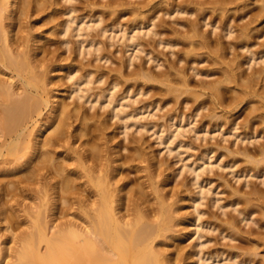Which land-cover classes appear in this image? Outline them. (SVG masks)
<instances>
[{"label": "bare ground", "instance_id": "bare-ground-1", "mask_svg": "<svg viewBox=\"0 0 264 264\" xmlns=\"http://www.w3.org/2000/svg\"><path fill=\"white\" fill-rule=\"evenodd\" d=\"M79 1L80 3L87 4V10L85 8L86 12L83 11V14L81 12V15L76 14L81 8L78 0H0V172L2 176L5 175L3 177L7 178L6 180L4 178L0 179V223H5L6 225L2 226L1 229L4 228V230H8L9 234H11L10 236L6 235L7 238L5 239H3V234H0V264H176L177 262L179 263L177 260H181V258L188 257L194 259L195 256H197L195 257L196 260L194 259V262L190 264H202L201 262L213 258V256H206V252L204 251L206 240H202V238L204 237L203 231L206 228L201 219L203 211L200 209V205L206 195L211 192L209 188L203 185L205 181L203 174L208 170L212 171V168L215 166V161H212L213 157L210 156L214 152V149L207 148L205 150L206 153L201 158H198V161L200 159L203 160L200 163L197 160H194L196 163L194 161L190 164L185 163V166L192 173V184L198 189L196 190L197 192L195 191V195L178 196L172 201L168 194L162 192V188L165 187L161 188L159 184L153 188L156 193L154 194L157 195L155 196L156 200L153 201L154 199L151 200L152 198L150 199L146 195L144 187L138 188L141 190L134 189L136 187L128 188L130 183L122 176L121 159L123 155L120 154L122 147L115 148V153L117 154L115 159L103 155L102 146L100 147L102 141L99 143L98 139H101L106 133L107 121L99 117L97 112L92 113L90 111L95 107L96 103L106 99L107 105L111 107V117H118L123 122L121 133H124L125 137H127L128 128L132 125L140 124L143 128V123L140 122L142 117L139 116L142 111H129V102L124 101L126 99L130 100L136 94H146L150 91V89L142 91L143 87H139V84H141V80L139 79H142L146 83L159 82L158 84H165L167 86V92L165 89L166 94L176 93L179 97L185 93L191 94V92H195L198 98L202 96L204 93L198 94L197 90L191 89L190 85L192 84H190V79H187L184 74L183 76H177L174 73L179 78L175 77V79L174 76L170 77V75H173L170 72L171 70L160 73L146 71L144 69V62L134 64V59L139 57L140 53L146 52V56H149L150 61H160L154 54V56L151 55L150 49L147 50L146 48L151 45V42L152 45L174 47L183 39V35H179V37L174 35L176 39H182L173 40L174 36L172 34L173 37L171 38L170 35L171 39H169L168 34L170 33L167 32L170 31L169 28L166 32H164L163 28V32L161 29H158L163 25L165 27L166 24V19L162 17L163 20H161V16L159 17L161 12H163L161 13V15L163 14L162 16L188 15V19L185 17L186 20L184 22L177 20V26L178 24L184 26V28L186 26L188 28H186V32L189 31L188 34L191 32L188 35L189 37L187 33H184V36L188 37L189 41L191 39V42L187 41L184 43L194 44L199 40L200 47L207 49V46H209L208 48L211 46L212 36L208 37V35L202 33L203 30L200 28L202 21L206 25H212L214 30L219 29L221 26L220 30L225 31V34H222V31L220 33L223 36L225 35V37L227 35L234 36L232 33L235 26L233 27V22L231 23L234 13H232V17H229L227 16V12H230L229 9L233 3L244 5L241 8H246L245 5L249 6L251 1L190 0L191 2H188L189 0H184L175 2L176 0H158L160 2L159 5L166 4L164 5L165 8L161 9L162 11L155 9L157 8L155 7L156 0L143 1V3L141 2L142 4L139 1L138 8H134V13L138 16V22L133 24L132 29L124 27L121 20L123 14L120 13L123 11H120L119 8H115L114 6V9H110L111 13H109L111 17L108 15V18L102 9H98L99 11L96 10L94 13L92 12L97 8L95 5L99 4V0ZM107 1H105V6L110 3H107ZM62 2L63 4L65 2V5L60 13L63 14L62 16H66V18L57 24L55 22L60 14H55L51 7L58 3L62 5ZM99 2L102 1L100 0ZM262 2L261 9L258 8L259 11L257 10L259 13L255 12L261 17L264 16V0ZM103 4L101 3V5ZM229 5L231 6L229 7ZM102 7L104 9L107 6ZM118 7L121 8L119 5ZM50 9L52 10L51 12L49 11ZM88 10L89 13L87 15ZM209 10L212 11L209 12V14L212 13V17L208 16L207 11ZM233 10L235 11L236 9ZM218 11H222L219 13L221 16L219 21L220 26L217 24V19H212L215 12L218 14ZM147 12H151L152 14L149 15ZM33 15L41 16L39 19L36 18L34 22H42L43 25L55 23L56 26H60L59 34L67 35L71 32L73 36L77 37L75 46H71L70 39L61 40V43L66 47L64 52H75L77 55L72 56L69 54L61 56L57 52V49H50V43L43 41V39L47 38L46 35H36L31 31L25 34L24 32L27 31L24 25L25 20H30L31 18L32 21ZM190 15L193 17L196 15V19H189ZM257 15H254L255 17L252 15L254 18L250 16L249 19L251 20L245 24L244 22L240 24L243 27L242 31L240 30L239 32L241 35H239L243 41L246 37L250 39L249 36H251V32L253 33L252 30L256 29V25V27L252 26L259 21L257 20L259 19ZM140 17L146 20L139 21ZM174 20L176 21L175 18ZM173 26L172 31L175 30V25ZM178 31H175L177 32V34L175 33L176 35L181 33V31L180 33ZM109 32H111V35H108ZM117 32H121L122 35L117 34ZM163 33H167L168 37L166 38V35L163 38L161 35ZM160 35L161 38L156 40V37H160ZM239 35L237 32L235 36ZM102 36H107L111 40H116L119 37L120 40H126L128 50L131 48H133V51L137 49L136 54H131L126 62H124L126 68L134 64L133 70L129 74L121 72L120 76L114 78L104 71L101 64H98V62L110 61V53H108L109 44L101 40ZM148 36L156 38L154 39V44V40H148ZM218 36L219 33L217 34ZM208 38H211L210 42ZM185 39L187 40V38ZM33 41L34 43H31ZM48 41L50 42V40ZM215 41L218 42L217 40ZM214 43H212L211 47H213ZM197 44L199 47L198 42ZM156 45L154 46L156 47ZM196 45L194 44V46ZM216 46L213 48L218 51L221 44ZM221 48V50L225 49L224 47ZM242 48L247 49L250 53L247 64L252 66L250 65L253 62L252 60L257 58L254 56L255 52L250 48V45L245 43L242 45ZM212 49L210 50L212 51ZM191 51H193L192 53L199 54V52L190 49ZM222 52L224 53V51ZM258 53L260 54V60H264V50ZM87 54H93V58H88V61H84V58L87 60ZM221 54L218 56H221ZM78 55H83V60H78ZM181 58H179V61H182ZM77 60L79 64L76 63ZM219 60L218 62L222 63L223 60ZM260 60L256 61L260 62ZM236 62L231 63L235 64ZM234 66L236 67V64ZM235 67L232 66L226 71L224 70L226 72L224 73L225 79L221 78L230 83L236 82L242 88L244 87L242 89L238 86L241 90L238 89L237 93H233L234 96L235 94L236 96L241 95V97L238 96L237 98L235 96L238 101L233 99V103L235 104L233 106L235 107L231 109V106L229 107V104H226L232 97L229 100L227 99L228 101L225 99L224 95L226 93L224 94L223 92V86L220 85L223 91L219 86L221 80L216 81L217 83L213 81L211 85H214V88L209 84H207L208 88L205 85L208 90H210V87L214 89H211L213 91L210 93V96L215 94L222 106L226 104L230 110L226 111V114L221 115L218 112L212 113L213 120L214 118L216 119V121L214 120L215 122L210 121L209 124L205 122L203 123V128L199 130L193 129L195 134L200 137L201 130L211 133L213 130L211 127L221 129L224 125L223 122L227 124L230 122L229 132L236 136L235 142L232 145L237 143L235 145L237 147L228 146L226 147L227 152L220 153L219 157L216 156L218 157L216 162L219 160L218 168H228L230 170L228 172L237 174L238 171L235 169L239 162L237 157L242 156L243 164L239 169L240 174L237 175L244 176L245 178L256 177L260 180L259 184H264V136L262 135V130H260L259 122L256 121L258 123L256 124L253 121L254 118L260 117L257 113L261 111V114H263L264 106L257 105L259 108H256L255 105V108L253 107L249 111V114H247L249 118H246L247 120L242 123H238L236 119L230 120L231 116L229 115V112L239 108L240 103H243L244 100L249 99L250 102L258 95V99L261 97L264 100V92H258L259 89L256 91L252 90L253 85L256 84L254 83L256 75L264 73V68H262L263 70L254 68V74L251 73L253 76H248L246 80L243 79L245 82L243 83L240 81L243 75L241 76V73L238 74L239 71H242L240 70L242 68ZM170 68L175 67L172 66ZM63 69L65 73L60 74V71ZM236 69H239L238 73ZM136 74L138 75L136 80L140 81L138 82L139 86L136 84L137 80L135 82L136 88L132 90L134 85H128L130 84L128 83L125 85V88L122 87L121 94L116 95L117 88L123 83L121 81L122 77H124L123 79L126 77L125 82H128V75ZM224 81H222V84H226ZM214 82L218 85L216 86ZM228 82L227 84H229ZM95 83L105 84L104 87H101V92L93 91L94 87L91 84ZM53 85L56 86V89L55 87L53 88ZM203 85L200 86L204 87ZM233 88L235 89L236 87ZM238 92L241 94H238ZM195 93H193L194 97H196ZM216 96L214 98L215 101H217ZM225 96L227 98V95ZM196 100L199 99L196 98ZM260 100L259 102L262 101ZM164 101L166 102V100ZM153 104L155 107H160L161 105L159 101H154ZM202 104L201 102V106L196 107L197 112L194 116L199 114ZM226 105L224 107L228 108ZM261 108L262 110L256 113ZM176 117L178 116H174V114L169 116V125L174 126L179 122L177 121L179 118L177 119ZM180 117V123L177 124L176 129L169 133V138L172 140L181 134H185L186 123L182 124V121L185 122L184 118H187V116L183 117L182 115ZM252 117L254 118L252 119ZM263 122H260V125ZM263 124L261 126L264 131ZM239 127L243 131L237 133ZM79 141V146H75ZM117 146L119 144H116L115 147ZM60 147L66 148L67 152H69L68 157L70 156V158L64 155V162H60L58 158L60 152L57 149ZM67 152L63 151L64 154H68ZM225 154L228 157L232 156L233 159L228 161L223 160ZM67 160L73 162L69 164ZM13 171H18L14 172V176L18 173H21V175L18 174L15 179L11 178L9 174ZM11 176L13 177V175ZM248 182L246 183L247 186L250 184ZM17 190H20V192H24L25 190L30 191L34 195V199L39 200L33 204L31 203L32 205L28 204L26 206L27 227L19 233L15 232V228L17 219H20L21 215H19L17 210L9 207L8 198H6V196H14ZM233 195L237 199L230 200L226 204L221 203V207L226 209L225 207L229 205L237 214L233 212L236 215L230 216V219L228 216L227 221H224L225 223L220 225L222 226L219 228L220 234L223 238L231 240L237 239L236 236L240 235L242 237V239L240 238V243H244L243 238L247 237L246 239L248 240L245 243L249 245L245 244L246 250V247H248L247 252L246 250L244 252V249L243 251L240 250L242 247L244 248V244L233 245L232 248L234 247L236 250L240 248V252H235L233 248L232 250L234 251L226 257L228 260H234L235 264H252L255 263L256 260L254 258L260 255L264 247V230H262L264 229V224L260 223L264 220L262 218L264 217V188L257 184L252 186L251 190L243 191V193L242 188H238L233 191ZM184 202L187 204L182 205ZM75 205L78 206V211L75 215L77 220L75 218L62 219L70 214V209H74ZM185 208L189 210H184L183 212L182 209ZM256 211H260L262 220L257 219L258 217L256 219L253 217ZM185 221H188V224ZM241 222L258 225V229H252L251 233L247 231L244 234L238 228ZM181 224H184L185 228L195 226L192 235L198 234L196 242L192 246V251L187 256L183 252L177 251V249L170 252L168 248L165 249L162 245L164 240L171 241V239H177L180 234H174L175 230L177 231L175 227ZM217 228L218 225L214 229ZM1 229L0 231H2ZM207 229L212 228L208 227ZM247 234L248 236H246ZM242 255L247 256L243 257ZM254 255L255 257L253 258L252 256ZM227 258L225 259L226 261H228ZM225 263L227 264V262Z\"/></svg>", "mask_w": 264, "mask_h": 264}, {"label": "rangeland", "instance_id": "rangeland-1", "mask_svg": "<svg viewBox=\"0 0 264 264\" xmlns=\"http://www.w3.org/2000/svg\"><path fill=\"white\" fill-rule=\"evenodd\" d=\"M99 1H98L99 4L95 5V6H97V8L94 11H92L93 13L98 9H100V10L102 9L104 14L107 17H108V15H110V17H111L110 11L112 9H114V6H115V8H119L120 11H123L120 13L123 14V16L121 17V20H122V23L124 24V27L132 29L133 24L138 22V16L134 13V8H138L137 6H138L139 1H140V3L141 2L143 3V1L146 2L147 0H115V2H114V0H110V1L109 0L108 1L107 0H101L102 2H99ZM105 1H107V3L110 2L109 4H106L107 7L105 6V3H106ZM111 1H113V3H111ZM117 1H118V3H117ZM177 1L179 2V1H184V0H176L175 2H177ZM185 1H188V0H185ZM191 1L189 0L188 2H191ZM193 1H196V0H193ZM198 1H201V0H198ZM206 1H209V0H206ZM250 1H251V3H249V6L245 5L246 8H241V7H244V5H238L237 3L236 4L233 3V5L231 4L232 6L229 5V7L230 6L231 7L229 9L230 12L229 11L227 12V16L232 17L233 16L232 13H234V16L231 18V19H233V21H231V23L233 22L232 23L233 27L235 26L233 29L235 33L234 32L232 33V34H234V36L231 35L232 37L229 35H227L225 37V35L223 36L220 33V31H222V29L220 30L221 24L219 23V21L221 19L220 18L221 16L219 15V13H221L222 11L221 12L218 11V14H217V12H215V14L213 15V18H212V19H217V21H218L217 24L220 26L219 29L214 30L212 25H206L202 21L201 26H200V28L203 30L202 31L200 29L202 31V33L204 35L205 34L208 35V37L212 36V39L214 38L213 39L214 41L211 38H208V41L210 42V39H211L212 43L215 42L213 47L214 46L217 47L216 45L219 46L221 44V47L225 48L224 50H221L222 48L219 46L220 49L218 48V51H216V49L211 47L212 46L211 42H210V45H211L210 48H208L209 46L206 47L207 49H205L203 47L201 48L200 42L198 40L199 38H195L198 41H196V43H194L196 45L198 42L199 47L197 46L198 44L196 46H194V44H191V43L185 44L184 42L189 41L188 35H190L191 32H190V34H188L189 31L186 32V28H187L186 26H185V28H184V26H181L179 24L177 26V20L184 22L186 19H188L187 18L188 15H186V14H184L186 16H182V15H178V16L167 15L166 16V15H164L165 16L164 17V16H162L163 14L161 15V13H163V12H161L159 14V17L161 16V18L162 17L165 18L166 24L164 23L165 27H163L164 26L163 25L162 27H160L158 29L162 30V28H163L164 32H166V30H168V28L170 30V31H167L170 33V34H168L169 37H168L167 33L161 34L163 36V38H165L166 35H167L166 38L168 37L169 39H171L174 35L176 37H179V35H181V36L183 35L182 36L183 39L179 38V39H182L180 41V43L178 45H175L174 47H170V46L154 44V42H155L154 39H156V38H157L156 40L160 39L161 35H160V37L158 36L159 38L158 37L154 38L152 36H148L147 37L148 40L149 39L154 40V41L153 40H151V41H153V44L156 45V47L154 45H152V42H151V45L147 46L146 48H147V50L150 49V51L152 52L151 55L154 54L157 57V59H160V61H158V60L157 61H153V60L150 61L149 56H146V52L140 53L139 57H136V59H134V64L144 62V69L146 71H154L156 73H160L162 71L168 72L171 70L170 72L173 75H170V77L174 76V78L175 77L177 78V76H179V75L183 76V74H184V76L187 79H190V84H192V85H190L192 88L191 87L190 88L192 90L195 89V91L197 90L198 94L204 93V94H202V96H199V98H198V96H196L197 94L195 92H191V94L185 93V94H182V96L180 95L181 97L179 96L180 99H178L179 97L176 95V93L166 94L167 86H165V84L164 85L158 84L159 82L146 83L142 79H139V80H141V82L138 79H137L138 80L137 81L136 80V78H138L137 74L136 75H128V78H129L128 82H125L126 77H125V79H123L124 77H122L121 81L123 83H121L119 85V87L117 88L118 94L116 93V95L121 94L122 89L125 88V85H127L128 83H130L128 85H132V86L133 85L135 86L136 84H137V86L140 85L139 87H143L142 91L144 89H147V90L150 89V91L146 94H143V93L142 94H136L130 100H127V99L124 100L126 102L127 101L129 102L128 103L129 104V106H128L129 111H133V110H134V112L135 111H142L139 114V116L142 117L140 122L143 123V128L140 124L139 125L138 124L132 125L130 128H128V134H127L128 136L127 137H125L124 133H121V131L123 130L121 128V125L123 124V122L118 117H114V118L111 117V115H110L111 107L107 105L108 102L106 101V99H103V101L101 100L98 103H96L95 107L92 108L90 111L92 113L97 112L99 117H101L102 119L104 118L107 121V129L105 131L106 133L102 136L101 139H98L99 143L102 141V143L100 144V147L102 146L101 148L103 150V155L105 157L115 159L117 157V154L115 153V148L118 149V147H120V148L122 147V149L120 150V154L123 155L122 159H121L122 160L121 161L122 162V172H123L122 176L125 177L124 179L130 183L128 188L136 187L134 189H138L139 187L140 188L144 187V191H145L146 195L148 196V198H150V199L152 198L151 200L154 199L153 201L156 200L155 196H157V195H155L156 193H155L153 188H154V186L159 185V184H160L161 188L165 187V188H162L163 189L162 192L164 194H168V196H170L172 201H174V199H176V197H178V196L195 195V193L197 192L196 190H198V189L192 184V181H193L192 180V173L190 172L189 168L187 166H185V163L190 164L191 162L193 163L194 160L195 161L197 160V162L200 163L203 160L200 159L201 161L200 160L198 161V158H201L203 156V154L206 153L205 150H207V148H213L214 149V152H212L210 154V156L213 157L211 160L215 161L214 162L215 166L212 168V171L208 170L207 172H205L203 174V177L205 178L203 185H205L206 188H209V190L211 192H209L206 195V197L204 198L203 202L200 205V209L203 211V215H202L201 219L203 221L204 227L206 228L203 231L204 237L202 238V240H206L204 251L206 252V256H208V257L213 256V258L208 260V261H203L204 263L201 262L202 264H226L225 262H227V264H235L234 260L233 261L228 260V258L226 256L234 250H235V252H240V250L243 251V249H244V252H245V250H246L245 244L246 245L248 244V243H245L246 240H248V239H246L247 237L243 238V240L245 241L244 243H240L241 239H242V237L240 235L236 236L237 239L231 240L229 238L228 239L223 238V236L220 234L219 228L222 227L220 225L222 223H225L224 221H227L228 216L230 219L231 218L230 216L237 214L235 212V210L233 211V208L229 205L225 207L226 209H223L221 207V203L226 204L230 200L237 199V197L233 195V191H235L238 188H240V189L242 188V193H243V191L245 192V191L251 190L252 186H255L257 184L264 188V184H259V182H260L259 178H256V177L245 178L244 176H243L244 177L243 178L241 176H238L240 174V172H239L240 166L243 164V157L242 156L237 157L239 159V162L237 163L238 166H236L235 169H236V171H238V173H237L238 175L236 173L233 174L231 172H228V171H230L228 168H226V169L218 168L217 165L219 163V160L217 162H216V160L220 156V153L227 152L226 147H228V146L234 148V146L237 145V143L236 144L234 143V145H232L233 142H235L234 139H236V136L232 135L231 132H229L230 122L228 124L223 122L224 125H223V127H221V129H217L218 127H211L213 129L211 131V133H206L205 131L201 130L200 135H199L200 137H198L195 134V131L193 129V128H195V129L199 130V129L203 128V123H205V122L207 124H209L210 121L215 122L216 119L214 118V120H215L214 121L213 116H212L214 114V112H218L219 115L226 114V111L230 110V108L232 109V107H235V106H233V105H235L233 103V99L236 100V98L238 96L241 97V95L236 96V94H235V96H236V98H235L233 93L236 92L238 89L241 90L240 87L242 88V86H240L239 84H236L235 81H233L235 83H230L228 81L222 80V79H225L224 73H226V72H224V70L226 71L227 69H229V67L231 68L232 66L235 67L234 65L236 64L235 68H239V69L242 68V69H240L242 71H239V69L238 70L236 69V70H237V73L239 71L238 74L241 73V76L243 75L242 78L240 79V81L245 83L243 79L246 80L248 76H253V75H251V73L254 74V72H255L254 68H258V70H263L262 68H264V60H262V59L260 60V57H259L260 54L258 53L259 51L264 50V16L261 17L260 15L258 16L257 13H255V12L259 11L258 8L262 7L261 4L263 2H262V0H250ZM78 2H79L78 4L81 7L80 8L81 10L79 9V11L76 14L81 15V12H82V14H83V11L86 12V10H87L86 5L87 4L80 3L79 0H78ZM103 2H104V4H103ZM156 2L159 5L160 2H158V0H156ZM238 2H241V0H239ZM248 2H249V0H248ZM101 3L103 5H101ZM157 3H156L155 7H157V8L160 7V8H158V9L155 8V9L156 10L160 9V11H162L161 9L165 8L164 5H166V4H163V5L160 4L158 6ZM60 4L58 3L57 5L51 7V8H53L55 14L56 13L58 15L60 14L57 17L58 19H56V22H55L57 24H58V22H61V21L65 20V18H66V16H62L63 14L60 13L64 9L65 2H64V4L62 2V5H60ZM110 4H112V5H110ZM118 5L121 6V8H123V9L118 7ZM102 6L106 7V8H104L106 12L104 11ZM233 6L234 7L238 6V7L234 8ZM82 8H84V9L82 10ZM85 8H86V10H85ZM232 8L236 9V10L234 11ZM107 10H108V12H107ZM49 11L51 12L52 10L50 9ZM209 12H212V11L211 10L207 11L208 16H211L212 13L209 14ZM88 13H89V10L87 12V15H88ZM147 13L149 15L152 14L151 12H147ZM253 13H255V14H253ZM228 14H230V15H228ZM215 15H218V16H215ZM252 15L253 16L257 15V17L259 18V19H257V20H259L258 21L259 23L256 22V24H254L252 26V27H256V26L257 27H256V29L252 30L253 33L251 32V34H250L251 36H249L250 39L248 37H246L244 39V37L242 36L244 39V41H243L241 36H240L241 33H239L240 30L242 31L243 25L241 26L240 24H242L243 22L245 24L246 22L251 20V19H249L250 16L252 18L255 17V16L253 17ZM33 16H35V17H33ZM33 16H32L33 22L31 21V18H30V20L27 19V20H29L28 22H27V20H25L24 25H25V29L27 30L26 32H24L25 34L28 31H31L36 35H46L47 38H45L46 40L43 39V41L44 42L47 41L48 43H50V45H51L50 49H52V50L57 49V52H59L61 54V56H66L69 54L72 56L77 55L75 52H73V53L64 52L66 47H65V45H63L61 43V40H63V39H70L71 46H75L74 44H76L75 42L77 41V37L73 36L71 34V32H69L67 35L59 34L58 31H59L60 26H58V25L56 26L55 23L54 24L53 23L47 24V25L46 24L43 25L42 22L36 23V22H34V20H36V18L37 19L41 18V16H37V15H33ZM190 16H192V15H190ZM190 16H189V19H196V17H195L196 15H194V17L192 16L191 18H190ZM179 17H181V18L184 17V18L181 19ZM185 17H186V19H185ZM163 18L161 20H163ZM174 18L176 19V21L174 20ZM140 19H139V21L146 20L145 18H141V17H140ZM161 20H159V21H161ZM159 21H157V22H159ZM166 25H167V27H166ZM173 25H175L174 31H172L173 30L172 28H174ZM176 26H177V29H176ZM238 26L241 29H239ZM177 30H179L178 33H180V31H181V33L178 35H176L177 32H175ZM162 32H163V30H162ZM224 32L225 31H222V34ZM237 32H238V35L240 34L239 36L241 39L239 38V36H235V35H237ZM90 33H92V32H90ZM184 33H187L188 37L184 36ZM218 33H219V36L221 35L220 37L219 36L217 37ZM117 34L122 35L121 32H117ZM108 35H111V32H109ZM170 35H171V38H170ZM107 36H102L101 40L103 42L109 44L108 53H110L109 54L110 55V61L98 62V64H101L104 71H106L108 73V75H110L111 77L113 76L114 78L120 76L121 72L129 74L133 70L134 64L131 65L130 67L126 68L124 62H126V60L128 59V57L131 54H133V55L136 54L135 52L137 49H135L134 51H133V48L128 50V48L126 47V42H125L126 40H123V39L120 40L119 37H117L116 40H111ZM175 36H174V38H175ZM222 36H223V38L221 39ZM184 37L187 38V40ZM90 38H91V36H90ZM174 38H173V40L178 39V38L177 39L176 38L174 39ZM237 39H239V40H237ZM48 40H50V42ZM215 40H217L218 42H216ZM219 40L222 42H220ZM245 40L247 43L245 42ZM111 42H112V44H110ZM189 42H191V39ZM31 43H34V41ZM244 43L250 45V48L253 50V52H255L254 56L257 57V58H255V60L254 59L252 60L253 62H252V64H250L252 66H249V64H247V60H248V57L250 56L249 55L250 53L247 51V49L242 48V45ZM183 44H185V45H183ZM187 44H189L190 46ZM47 46L49 47V45H47ZM194 48L201 49V50H196ZM190 49H192L196 52H199V54L198 53H192L193 51L190 52ZM208 49H209V51H208ZM210 49H212V51H215V52L212 53V51ZM205 50H207V51H205ZM222 51H224V53ZM132 52H134V53H132ZM187 52L188 53L190 52L191 54L190 53L188 54ZM220 54H221V56H218ZM86 56H87V60L84 58V61H88V58L89 59L93 58V54H87ZM83 57H84L83 55H78L77 59L83 60ZM179 58H181L182 61H179ZM233 59L234 60L237 59L236 60L237 62L234 61ZM78 60L76 61L77 64H79ZM218 60L219 61L223 60V61L221 63V62H218ZM256 60H258V61L260 60V62H257ZM229 61H230V63H229ZM94 62H97V61H94ZM231 62H236V63L232 64ZM94 64H96V63H94ZM229 64H230V66L227 67V65H229ZM172 66L175 67L176 69L170 68ZM259 68H261V69H259ZM93 69H96V68H93ZM198 72H199V74H198ZM202 72H203V74H202ZM64 73H65L64 69L62 71H60V74H64ZM174 73H176L177 76H175L176 74H174ZM262 74H264V73L258 74L259 76L256 75L257 76L256 81L258 79L259 80L257 82L254 81V83H256V84L253 85L254 86L252 88L253 91H256L257 89H259L258 92H260V93L264 92V75H262ZM244 75H246L245 78H244ZM177 79H179V78H177ZM213 81H215V82L220 81L219 86L220 85L223 86L224 91H223L221 86H220V88L224 92V94L226 93L225 95H227V98L224 95L226 100L227 99L229 100V98L232 97L229 101L227 100L228 103H226V104H229L228 105L229 107L231 106L230 108L226 104L225 105L228 108L224 107L225 105L222 106L219 98L215 94L214 95L211 94L214 97L210 96V93H212V91L214 90L213 89L214 85L213 86L211 85L213 83ZM222 81H224L226 84H224V83L222 84ZM135 82H136V84H135ZM138 82H140L141 84L143 83V85H145V86L139 84ZM201 82H204V83H201ZM227 82L229 84H227ZM124 83H126V84H124ZM216 83H215V85L217 86L218 84H216ZM207 84L211 85V87H213V88L210 87L209 88L210 90L206 89ZM200 85H203L204 87H201ZM205 85H206V87H205ZM91 86L94 87V89H93L94 92H101V87H104L105 84L104 83H95V84H91ZM134 86H133L132 90H135L136 86L135 87ZM238 86H240V87L238 88ZM54 87L56 89L55 85H53V88ZM233 87H236L237 89L236 88L234 89ZM165 89H166V92H165ZM202 89H203V92H202ZM211 89H213V90H211ZM240 92H238V94ZM193 93H195L196 97L193 96L194 95ZM215 96H216V99L218 102L215 101V99H214ZM258 96L253 98L254 101L252 100L249 102V99L244 100V102L242 101L243 103H240L241 105H239V108H236V110L233 109V111L229 112V115L231 116L230 120L236 119V121L238 123H242L249 118V115H247V114H249V111L252 110V108L255 105H256L255 106L256 108L259 105L264 106V104H261V103H264L263 102L264 100H262L263 98L260 97L259 99H261L262 101L260 100L261 102H259V99L257 98ZM196 98L199 100H196ZM255 98H257V99H255ZM53 100H55V98H53ZM70 100H72V99H70ZM164 100H166V102ZM154 101H159V104H161L160 105L161 108L159 106H158L159 108L157 106L156 107L153 106ZM236 101H238V99ZM201 102L203 103L202 109L199 110V114L197 116H194V114L197 112L198 106H201ZM214 102H216V103H214ZM167 103H168V105H167ZM148 105H150V106H148ZM203 107H205V108H203ZM262 108L259 109L258 111H256V113L259 112L260 110H262ZM142 113H144V114H142ZM262 113L263 114H261V111L259 113H257L260 116V117H256L257 120L254 117H252V119L254 118L253 121L259 122L260 130H262V135L264 136V131H263V128L261 126L264 123L263 122L264 118L261 119L262 117H264V110L262 111ZM169 114L170 115L174 114V116H178V117H176L177 119L179 118V120H177V121H179L177 124L180 123V118H181L180 116H182V115H183V117L187 116V118L186 117L184 118L185 122L182 121V124L186 123L185 128L188 130L185 129V134H181L173 140L171 138H169V133H171L172 130L176 129L177 124H175L174 126L169 125L170 124L168 121L169 116H170ZM260 119H261V121H259ZM217 121H219V120H217ZM257 122H256V124H258ZM260 122H263V123L260 125ZM263 127H264V124H263ZM242 131H243V129L241 127H239V130L237 131V133L242 132ZM124 137H125V139H124ZM79 144H80V141L77 142L75 144V146L77 145V147H78ZM116 144H119V146L115 147ZM236 147L237 146H235V148ZM57 151L60 152V154H58V158H59L60 162H64L65 161L64 155H65V157H68V155H69V152H67L68 150H66V148H64V147H60L57 149ZM63 151L67 152L68 154H66V153L64 154ZM216 156H218V157H216ZM68 158H70V156ZM223 158H224L223 160H225V161L233 159L232 156L228 157L227 154H225L223 156ZM195 161H194V163H196ZM68 162L70 164L73 161L69 160ZM113 163L116 164L114 161H113ZM69 167H71V166H69ZM14 172L16 173L18 171L10 172L9 176L11 178L15 179V178H17L18 174L21 175V173H18V174H15L16 176H14ZM11 173H13V174H11ZM177 173H178V175H176ZM1 174L2 173L0 172V179L4 178L6 180L7 178L3 177L5 175L2 176ZM11 175H13V177ZM236 175H237V177H235ZM165 179H167V180L164 181ZM153 180L156 181L157 183L154 182ZM248 180H249V182H248ZM245 181H247L250 184L247 186L246 185L247 182L244 183ZM35 187H36V185H35ZM138 190H141V189H138ZM19 192H20V190H17L16 194L14 193L15 194L14 196L13 195L12 196L10 195L8 197L6 196V198H8L9 207H11L13 210H17L19 215H21L20 219H17V225L15 224L16 225V228H15L16 233L21 232L22 230H24V228L26 229V227H27L28 218L26 217V210H25L26 206H28V204L32 205L34 202L39 201L38 199L37 200L34 199V195L30 191L25 190L24 192L22 191L23 193L20 192L21 194ZM206 192H208V191L206 190ZM184 204H187V203L186 202L182 203V205H184ZM240 205H242V203H240ZM240 207H242V206H240ZM77 208H78V206L75 205L74 209H70L71 211L69 210L70 214H68V216L66 215V217H64L62 219H66V218H71V219L73 218L74 219L75 218V220H77V217H75L76 212L78 211ZM184 210H189V209L188 208L182 209L183 212H184ZM224 210H226V211L224 212ZM233 212L236 214H234ZM261 216H262V214L260 213V211H256L253 217L255 219H256V217H258L257 219H260V220H262V218L264 219V217L261 218ZM262 221L260 223L264 224V220H262ZM185 222H187V224H188V221H185ZM4 225H6V224L0 223V229ZM217 225H218V228L214 229L215 226H217ZM253 225H252V223L246 224L245 222H241L239 224L238 228H239V230H242L241 232H244V234L247 233V231H248V233H249V231L251 233L252 229L253 230L256 228L258 229V225H255V224H253ZM184 226H185L184 224H181L180 226L175 227V229L177 228V231L174 229L175 230L174 234L175 235L180 234V235H178L177 239H175V240L173 239L174 241L172 239H171V241L170 240H164L162 242V245H163V247H165V249L168 248V251H170V252L177 249V251H180V253L183 252V254H185L187 256L192 251V246L196 242L198 234L192 235L194 232L195 226H191L188 228H185ZM208 227H211L213 230L212 229L208 230L207 229ZM263 227H264V225H263ZM1 230L2 231H0V234H3V239L7 238L8 235L9 236L11 235V234H9L10 232L8 230H6V229L4 230V228ZM262 230H264V229H262ZM179 236H180V238H179ZM246 236H248V234ZM238 244L239 245L244 244V248L243 247L241 249L239 248L240 250L237 248V250H236V248L233 247L234 250H232L233 249L232 246L238 245ZM246 248H247V250H246V252H247L248 247H246ZM263 248L261 250L260 255H257L256 258H254L255 255L252 256L256 260L255 263H252V264H256V262H257V264H264V262H263V260H264V252H263L264 249ZM245 256H247V255H245ZM245 256H243V257H245ZM195 257H197V256H195ZM195 257H194V259L196 260ZM248 257H249V255H248ZM226 258L228 261L225 260ZM194 259L185 257L184 259L181 258V260L179 259L177 261H179L180 264H190V263L194 262L193 261Z\"/></svg>", "mask_w": 264, "mask_h": 264}]
</instances>
